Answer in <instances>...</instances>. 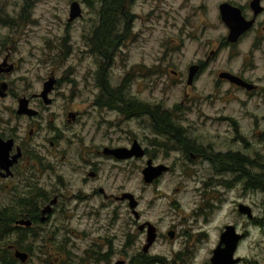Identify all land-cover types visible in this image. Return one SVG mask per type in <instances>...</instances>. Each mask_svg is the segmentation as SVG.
Wrapping results in <instances>:
<instances>
[{"label": "rangeland", "instance_id": "rangeland-1", "mask_svg": "<svg viewBox=\"0 0 264 264\" xmlns=\"http://www.w3.org/2000/svg\"><path fill=\"white\" fill-rule=\"evenodd\" d=\"M100 1L0 0V63L4 60L13 66L8 74L0 76V82H5L9 89V94L0 98V133L5 137L17 136V144L22 143L26 150L30 146L38 147L41 156L53 152L49 144L54 134L52 128L64 136L59 144L64 158L60 160V155L56 158V162L62 163L61 168L49 177L44 175L39 185L50 192L57 190L63 197L53 217L41 225L43 232L36 236L35 230V236H23L32 253L24 264H70L68 241L83 249L87 240L104 236L114 238L112 246L117 254L110 264L119 256L127 263L131 257L141 254L145 235L129 228L132 217L127 201L115 199L123 193L132 195L137 202L140 223L147 221L156 228L158 238L148 253L158 258L153 264H208L226 222L237 233L245 235L234 253L240 259L237 264H264V229L249 223L237 212V206L244 205L250 209L253 220L261 219L264 215L262 193L243 192L241 182L231 181L232 176L228 174V190L217 187L221 195L200 199L201 188L195 173L199 177L207 175L205 165L188 167L179 152L164 153V149L155 146L152 156L147 154L129 161L114 162L85 154L109 142L127 147L130 138L146 149L152 143H160L146 119L122 118L94 105L103 61L92 51L90 37ZM204 1L212 8L215 2L223 0H135L130 6V13L135 15L130 29L138 35L122 40L112 56V64L107 69L109 86L131 79L126 92L128 98L168 112L175 109L174 124L186 131L187 137L201 138L203 146L211 144L221 152L238 149L233 139L232 124L235 123L239 136L252 147L250 150L260 149L264 154L262 83L257 92L260 96H246L226 84L214 87L216 75L206 73L186 86L185 65L194 60V53L206 51L205 43L223 33L211 9L208 15L200 11L194 25L197 39L185 37L182 46L177 48L183 16L192 6ZM242 1L228 0L237 5ZM72 2L78 3L81 15L67 24ZM251 40L250 36L247 44L240 47V54L247 50ZM224 57L223 54L218 62H224ZM240 62L241 58H235L229 66L235 71ZM258 66L248 74L249 78H263V66ZM169 71L177 72L176 76ZM51 74L56 79L53 93L48 96L52 103L42 109L37 95ZM20 98L27 99L29 108L37 110L40 117H17L15 111ZM72 112H77L78 117L67 123ZM259 137H262L260 144L256 140ZM151 157H155L153 163L164 164L169 171L157 182L144 184L141 170ZM48 161H51L49 157ZM84 161L100 164L96 167V179L87 177V167L82 166L84 171H70L71 166L85 165ZM4 186L0 180V207L8 201ZM98 189L104 196L98 194ZM52 227L56 228L54 233ZM128 230L131 235L123 246ZM169 230L173 231L172 239L167 235ZM11 240H15V235ZM124 248L127 249L123 251Z\"/></svg>", "mask_w": 264, "mask_h": 264}, {"label": "flooded vegetation", "instance_id": "flooded-vegetation-1", "mask_svg": "<svg viewBox=\"0 0 264 264\" xmlns=\"http://www.w3.org/2000/svg\"><path fill=\"white\" fill-rule=\"evenodd\" d=\"M134 1L135 0H123L124 6L123 7H120V5L118 6L117 20L113 22L115 27L113 29V37L114 40L116 39L114 48L112 50L109 49L108 51L100 52L99 56L97 55L99 58L102 59L103 67L100 69L101 72L100 83L98 86L99 92L97 95V99L94 102V105H96V107L98 108H103L111 112H114L117 115H120V117L126 119H128L129 117L119 113L118 110L115 109V106H118L121 102L120 98L122 99V101L131 102L133 104H140L142 106L144 105L149 110L151 109L150 105H147L142 101L140 102L137 99H130L126 96V92L128 91V85L131 82V79H127V80L123 79V81L119 83L118 86L111 88V86H109V79L107 78L108 75L107 69L112 64L111 58H113L112 56H114L115 52L120 47L121 41L127 38L129 35L130 37H134V38H136L138 35V34H133L130 29L131 25L134 23L135 20V15L133 13H130V6H132ZM254 1H257L256 4L254 3ZM222 4H227L231 7L237 8L242 19L246 22L249 21L251 22L250 27L247 30H245L242 34H240L235 41H228L227 39L229 30L223 24L220 18L219 7ZM210 9H211V14L213 12L215 21L223 29V33L216 40L205 43L207 47L206 51L198 54L194 53L193 54L194 60L185 65L186 81L188 74L190 73V68L195 67V69L191 71L192 77L190 78V83L189 85L186 83V86H191L194 80L199 75H203L204 73H206V74L216 75L217 81H215V83H212L214 87H218L221 86L222 84H226L228 85L229 88H232L233 90L243 91L246 96H249L250 94L252 95L256 94L257 96H260L257 92L261 89V87H259V83H262V88L264 90V76L263 78H257L256 80H253L249 78L248 74H252L255 70H257L259 67L258 64L262 65L264 69L263 0H243L242 3L238 5L228 2V0H223L220 2H215L212 8H211V4L209 8L207 1H204L203 4H199L198 6H192V8L188 11V13L185 16H183L181 20V26L178 28V33L181 35V37L177 41L178 42L177 48L178 46H182V41L184 40L185 37H187L190 40L197 39V37L194 36V32H195L194 25L196 24V20H197L196 14L202 11L205 15H208ZM70 23L67 22V24ZM250 36L252 37V40L248 44L247 50H245L244 52H242V54H240L239 52L240 47H243L244 45L247 44V41ZM256 53L259 54L258 57L255 55ZM223 54L225 55L224 62H218V59ZM238 57L241 58L240 67L237 70L233 71L230 68L231 62ZM257 59H259V62H257ZM3 62L5 65L2 69H7L6 67L9 65H7L4 60L2 61V63ZM2 63L0 64L2 65ZM222 63L224 64L223 66ZM12 67L13 66L11 65V69L7 71L8 73L12 70ZM169 72L172 75L176 76L177 72L174 71H169ZM8 73L2 71V73H0V76L6 75ZM222 73H228L240 78L242 81L248 84L251 87V89L248 90L245 88H240L234 84H231L227 80L219 79L218 75ZM48 79L53 80V85L46 96L49 103L45 105L43 103V100H41L39 98V95H37V97L40 99V102L42 104V109H46L48 106L51 105L52 100L48 98V96L51 93H53L54 85L56 84V79L53 78L52 74L49 76ZM0 83H4L6 85V89L3 93L5 97L9 94L8 85L5 82H0ZM106 90L108 92H106ZM27 107L29 108L28 100H27ZM33 111H35L36 113L34 116L16 115V111H15V115L17 117H26L28 119L39 118L40 113L37 110H33ZM159 111L167 112L168 114L170 113L173 122H175V119L172 116L175 115L176 112L175 109L174 112H168L162 109H159ZM77 114H78L77 112L70 113L68 115L69 121L66 122L70 123L75 121L76 118L78 117ZM132 118L146 119L151 125V115L147 112L140 113L139 117H132ZM262 119H264V116L262 117ZM232 126L234 127V133H235L233 139L234 141H236L238 145V149L235 150H226L224 152H221V151H217L214 148V146L211 144H206V146H203L204 143L201 138H192L190 136V138H192L190 139L189 137H187L186 131H183L182 129L176 126L179 130L176 131L173 130L171 132L153 131L154 135H156V137L160 139L159 141L160 143H152L151 146H148L150 149L142 148L140 142H138L134 138H130L129 140L130 143L127 147L115 146L113 145L112 142H109L107 146L92 148L91 150L86 151L85 154L90 156L93 155L94 157H103L108 160H113L114 162L127 161V160L129 161L135 158L126 159V160H117L111 155H105L103 153V150L116 149V148L129 149L134 142H136L140 147V149H142L143 151V156L141 158L145 157L147 154L148 156H152L151 153H153L154 150L153 146L164 149V153L168 151H177L180 154V159L182 157L185 160L184 164H186L188 167H190L189 165L191 166L197 165L200 167H202V165L203 166L205 165L204 167L208 170V174L203 177H199L198 174L195 173V180L197 181V183L201 188L199 190V192H201V194H199L200 199H203L205 197L213 199L214 194L221 195V192L216 190L217 187H220L223 190H228V174L232 176L231 181L235 183L239 181L241 182V189L243 192L246 193L248 191L250 192L258 191L264 195V154L260 149L250 150L252 147L250 146L248 141L244 140L243 138H241V136H239L240 134L237 127L235 126V123H233ZM51 130L54 132V134L50 137L51 141H49V144L51 146V149H53V152L49 156H47L46 154L45 156H41L39 151L37 150L38 147L35 146H30L28 150H26L25 146L22 143L17 144L18 142L17 136L11 135L5 137L2 133H0V139L2 141H6L8 139L12 140V147L10 148L9 151H7V160L12 163L11 165H7L8 168L7 171L0 169V180L5 183L4 193L8 197L7 203L0 207V211L3 216L11 218V224L6 228V234L9 235L6 236L3 239V241L0 242V264H16V263L24 264L25 262L21 263L18 259L14 257L15 251L25 253L27 255L26 262L29 260V257L32 256V253L30 251L31 248L29 245L23 242L24 239L23 236L25 234H29V235L33 234L32 236H35V230H37L36 236L39 235V232H43L41 231V225L47 223L50 217H53V215L55 214V208L58 205V201H60L63 197L62 194L57 192V190L50 192L49 190L47 191L39 186L41 185L40 179L42 180V177L44 175L49 177L50 175L53 174V172L58 171L62 166V163L56 162V158L57 156L62 154L59 144L64 136L62 135V133H60L59 131L53 128ZM30 134H31V130L28 131V135ZM261 138L262 137L256 139L258 141V144L261 143ZM263 143L264 140H262V144ZM239 146L241 147L239 148ZM48 157L51 159V161H48ZM13 158H15L14 161ZM62 158L64 157L60 155L59 159L61 160ZM154 158L153 157L147 158L146 162L149 161L150 165L153 167L162 165L166 167L167 170L164 173H162L156 180H154L149 184L157 182V180L162 175H164L169 171V167L165 166L164 164L153 163ZM82 166L83 168L87 167L85 170V174L87 173V177L91 179L94 178L96 179L98 177L96 167L100 166V164L91 161H86L85 165H75L73 167L71 166L70 171L72 172H79L81 170L84 171ZM192 177H194V175ZM217 177L219 179H217ZM98 194L104 196L103 191L101 189H98ZM118 198L115 199L118 200ZM48 206H49V210L42 215V211ZM134 212L136 216H134L131 213V211L129 212L132 217V221H130L129 228L135 229L140 234L144 233L146 238L145 226L142 228V230H139L138 227L142 224L151 225L154 229V240L151 243L152 245L154 241L158 238L156 228L147 221L140 223L139 214L137 213L136 208ZM20 220L28 221L29 225L27 227L23 225H17L16 223ZM246 220L249 223L253 224L254 226H258V228L264 229V215L262 216L261 219H254V220L251 215V218L250 219L246 218ZM221 229L222 230H220L219 232L218 241L211 250L210 258L212 257V251L216 249L218 246L219 249L224 248V243L220 244L221 242L220 237L225 231H226L225 241L228 244V222H226V224L223 225ZM96 230H102V228H98ZM55 231L56 228H53L52 233H54ZM168 232H172V237H173L174 235L173 231L169 230ZM81 234H83V232ZM12 235H15L14 241L11 240ZM129 235H131L130 230H128L125 234V242L123 246H125L126 242H128ZM241 235L242 238H244L245 235L244 234ZM172 237L170 239H172ZM87 241L88 243L83 249L79 247H75V245L72 244L71 241L67 242V246L70 247L71 249L69 254L70 264H110L111 258L117 254V252L114 250L112 246V242L114 241V238L111 236L110 237L104 236L102 238H96V239L94 238ZM144 245H145V240H144V244L140 248L141 254H138L135 258L131 257L130 259H128L127 263H125V260L122 259L121 256H119L118 259L114 261V264H153L157 262L158 258H152L148 254L151 245L148 247L146 251H143ZM105 246L107 248L106 250L103 249V247ZM226 247L228 248V246ZM126 249L127 248H124L123 251ZM210 258L208 260L209 262L208 264H210Z\"/></svg>", "mask_w": 264, "mask_h": 264}, {"label": "water", "instance_id": "water-1", "mask_svg": "<svg viewBox=\"0 0 264 264\" xmlns=\"http://www.w3.org/2000/svg\"><path fill=\"white\" fill-rule=\"evenodd\" d=\"M257 1H254L256 4ZM253 3V4H254ZM252 6V5H251ZM220 9V18L223 24L227 27L229 30V34L227 36L228 41H235L240 34H242L245 30H247L251 22H246L242 19V17L239 14V11L237 8L231 7L227 4H222L219 7ZM80 8L77 2H72L69 5V12H68V18L67 22L70 23L74 21L75 19L80 17ZM4 62L2 65L0 64V73L9 71L11 69V66H7V69H2L4 67ZM195 67L190 68V73L188 74L186 83L189 85L190 78L192 77L191 71L194 70ZM219 79H224L230 82L231 84H234L240 88L245 89H251V87L246 84L244 81H242L240 78L233 76L228 73H222L218 75ZM53 85V80L48 79L46 82L42 85V91L39 94V98L43 100V103L46 105L49 103L48 99L46 98L47 93L50 91L51 87ZM6 89V85L4 83H0V98L4 97V91ZM36 113L35 111L29 109L27 107V100L25 98H21L17 102V110L16 115H25V116H34ZM12 147V140L8 139L6 141H2L0 139V169H3L4 171H7V165H11L12 162H9L7 160V151L10 150ZM103 153L105 155H111L117 160H126L131 158H141L143 156V151L140 149L138 144L134 142L129 149L126 148H116V149H104ZM15 158H13L14 161ZM6 165V166H5ZM166 167L159 165L156 167H153L150 165V162L145 163V167L141 170L142 180L144 184H149L156 180L162 173L166 171ZM120 201H127L128 209L131 211V213L136 216L134 210L137 206L134 198L132 195L128 193H123L118 198ZM49 210V206L46 207L42 211V215L45 214ZM237 212L239 214L244 215L247 219L251 218L250 210L248 207L244 205H238L237 206ZM17 225H23L28 226L29 222L20 220L16 223ZM145 226L146 229V238H145V245L143 246V251H146L148 247L151 245V243L154 240V229L149 224H142L138 227L139 230H142V228ZM227 230V228H226ZM168 237H172V232L167 233ZM226 231L221 235V242L220 244L224 243V248L219 249V246L212 251V257L210 258V264H237L239 262V258H234V252L236 250L238 242L241 240L242 235L235 232V229L233 226H228V244L225 241ZM228 246V248L226 247ZM227 248V249H226ZM227 250V251H226ZM228 252V253H227ZM228 256V257H227ZM14 257L18 259L21 263L26 262L27 255L23 252H14Z\"/></svg>", "mask_w": 264, "mask_h": 264}, {"label": "trees", "instance_id": "trees-1", "mask_svg": "<svg viewBox=\"0 0 264 264\" xmlns=\"http://www.w3.org/2000/svg\"><path fill=\"white\" fill-rule=\"evenodd\" d=\"M124 6L123 0H101L100 6L97 11V21L96 25L92 31L90 37V46L92 51L99 56L100 52L112 50L115 45L113 37L114 21L117 20L118 6ZM106 92H108L106 90ZM120 104L115 106V109L119 113L132 118L139 117L140 113H149L151 115V126L153 131L171 132L173 130H179L171 116L170 113L159 111V108L153 107L150 110L146 106L140 104H133L131 102L122 101L120 98ZM11 224V218L5 217L0 211V242L8 236L6 234V228ZM3 260V259H2ZM1 260V262H2ZM42 264H47L46 262Z\"/></svg>", "mask_w": 264, "mask_h": 264}]
</instances>
